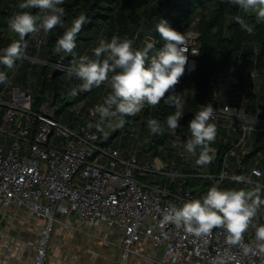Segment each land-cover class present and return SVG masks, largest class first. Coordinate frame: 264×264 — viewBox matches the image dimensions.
Returning <instances> with one entry per match:
<instances>
[{"label": "built area", "instance_id": "2783aa9c", "mask_svg": "<svg viewBox=\"0 0 264 264\" xmlns=\"http://www.w3.org/2000/svg\"><path fill=\"white\" fill-rule=\"evenodd\" d=\"M186 34L189 53L185 72L189 73L196 69L197 55L193 56L191 50L198 46L196 36ZM40 43L38 39L36 48ZM27 52L25 48L19 59L31 57ZM58 65L63 68L56 70L68 73L63 63ZM20 69L4 68L10 79L0 87V206L3 211L25 206L43 219L39 238L30 248L33 264L48 263L47 247L55 226L83 231L85 222L94 228L107 226L110 231L103 235L87 233L100 244L119 248L121 264H128L131 255L155 264H214L221 257L228 264H264V254L256 250L254 230L245 234V243L253 249L245 255L241 249L225 244L226 233L221 229H214L205 244L188 236L183 228L161 225L166 207L198 199L213 184L240 189L250 187L247 181L251 180L264 185V175H252L254 169L264 174V111L259 105L262 88L254 72L250 88L212 103L215 112L210 121L217 125L218 135L210 147L215 154L223 152L222 159L194 168L196 157L181 155V145L191 135L184 113L175 136L165 131L158 153L153 148L154 140L141 138L144 127L140 118L111 129L107 143L108 138L88 124L99 119L98 114L93 115L94 109L110 94V88L103 84L99 87L95 105H89L93 99L89 95L70 106L74 117L82 119L88 111L93 120L70 122L64 120L63 113L56 114L53 97L34 111L36 77L30 69L25 84H16ZM80 83L70 80L69 86ZM188 91L184 89V93ZM185 103L183 96V107ZM225 105L239 111V119L226 118ZM200 106L204 105L198 109ZM144 108L135 116H140ZM235 177L244 179L237 182ZM191 179L198 180L195 186L187 184ZM204 181L211 183L204 186ZM261 195L264 198V189ZM71 215L76 218L69 219ZM258 217L264 224V207ZM113 228L117 241L110 239ZM144 247L149 250L144 251Z\"/></svg>", "mask_w": 264, "mask_h": 264}, {"label": "clouds", "instance_id": "9594fccd", "mask_svg": "<svg viewBox=\"0 0 264 264\" xmlns=\"http://www.w3.org/2000/svg\"><path fill=\"white\" fill-rule=\"evenodd\" d=\"M229 4L238 6L247 15L256 18L257 23H264V0H227ZM64 0H25L20 3V9L37 8L42 15H33L22 11L13 15L7 22L8 29L18 34L20 40L13 41L0 54V65L11 69L15 61L24 54L26 44H21L28 34H36L41 29L49 32L57 26L64 27V8L59 7ZM39 26H37V22ZM236 22L241 28L251 31L245 18L236 16ZM87 23V16L80 14L72 19L70 26L57 39L54 53L72 54L76 48V38ZM156 31L163 40V46L149 57L154 44L146 42L144 47H134V41L127 36L123 38L113 35L110 41L101 39L98 47L93 49V56L82 55L74 59L68 68L69 77L75 76L82 81L68 92V97H75L78 91H91L102 84L111 89L103 103L98 104L93 115L98 114L95 124L89 122L88 127L107 136L106 129L122 128L126 123L124 117L135 116L146 105L156 107L161 100L174 107V114L168 115L164 123L157 119H148L147 127L150 135H163L165 131L175 136L180 127L179 121L183 115V93H176L175 86L180 82L188 63L189 48L187 34L170 27L168 21L159 20ZM193 56L199 55V50H191ZM7 77L0 71V84ZM167 97V98H165ZM214 109L212 104L200 106L194 118L189 122L190 137L181 147L188 156L196 157L195 164L207 167L215 160V150L210 147L218 135L217 125L210 123ZM226 118L236 116L239 111L223 107ZM254 123V121H252ZM197 153L199 155L197 156ZM252 175L260 177L259 170H253ZM237 182L244 178L235 177ZM248 188H221L211 185L207 192L198 199L184 201L179 207L169 205L163 210L161 225L173 224L177 228L207 244L214 229L226 233L225 244L229 248H238L245 255L253 249L245 243V234L254 230L256 250L264 254V224L259 223L258 213L264 207L261 192L264 185L260 182L247 181ZM255 254V253H253ZM214 264H228L226 258H217Z\"/></svg>", "mask_w": 264, "mask_h": 264}, {"label": "trees", "instance_id": "16d2710c", "mask_svg": "<svg viewBox=\"0 0 264 264\" xmlns=\"http://www.w3.org/2000/svg\"><path fill=\"white\" fill-rule=\"evenodd\" d=\"M23 2L25 0H0V49L20 40L18 34L8 29L7 22L13 15L22 11L42 15L37 8L20 9L18 5ZM59 7L64 8L62 18L64 27L57 26L49 32L41 29L43 36L40 38L39 49L36 48L35 34H28L21 41L31 53L28 55L37 57L42 62H34L27 58L17 59L13 67L21 68L19 75L16 76V84H25L30 69L31 74L36 77L33 91L34 111H39L42 103L53 97L54 105H59L56 114L63 113L64 120L70 122L75 120L81 124L93 120L95 117L88 111H85V117L80 119L74 117L69 108L89 95L93 97L89 105H95L99 100L97 95L99 87L86 92L78 91L75 97L70 98L67 95L73 88L69 86L70 80L78 79L56 70L55 65L63 63L70 68L73 60L80 56L92 57L93 49L98 47L99 41L101 39L110 41L113 35L122 38L127 36L134 41V47L141 49L146 42L153 43L154 47L149 52L151 57L164 43L156 31V25L161 19L168 21L170 27L179 32L186 33L190 27L196 32L195 42L200 53L196 56V69L189 73L185 72L175 88L176 93H183L186 98L183 113L187 117L188 125L199 110V105L212 104L218 99L233 97L240 90L250 88L251 81L254 80L252 72L255 73V79L262 88L259 105L264 111V23H257L254 16L245 14L238 6L229 4L227 0H64ZM80 14L87 16V23L76 38L73 53H54L57 39L65 28L70 26L72 19ZM237 15L245 18L251 31L241 28L236 22ZM39 23L38 21L37 26ZM4 68L7 67L0 65V71L7 75ZM2 86L3 83L0 84V87ZM186 88L189 91L184 93ZM175 111L174 107L161 100L156 107L144 108L140 116L124 117L126 121L124 126L131 124L134 119H142L144 129L141 138L147 136L154 140L153 148L158 153L166 134L150 135L147 120L157 119L164 123L166 117ZM110 130L106 129L107 133ZM105 137L108 138L107 143L110 142V135L107 134ZM222 155L223 152L215 154L217 163L222 159ZM194 168L201 167L196 165ZM216 170H219V166ZM197 182L198 180L191 179L187 184L195 186ZM210 183L204 181L202 185Z\"/></svg>", "mask_w": 264, "mask_h": 264}, {"label": "crops", "instance_id": "0c3cea01", "mask_svg": "<svg viewBox=\"0 0 264 264\" xmlns=\"http://www.w3.org/2000/svg\"><path fill=\"white\" fill-rule=\"evenodd\" d=\"M75 218V215L69 217L71 220ZM43 224V219L35 217L25 206H14L4 211L0 206V264H33L34 253L30 248L37 241ZM56 227L48 253L49 264H84L85 257L90 258V264L100 261L101 264H119L122 258L119 248L110 243L100 244L87 233L93 231L103 235L110 231L105 224L94 228L85 222L83 231L60 225ZM76 249L82 251L79 257L74 252ZM133 262L141 264L137 259Z\"/></svg>", "mask_w": 264, "mask_h": 264}, {"label": "rangeland", "instance_id": "374dc122", "mask_svg": "<svg viewBox=\"0 0 264 264\" xmlns=\"http://www.w3.org/2000/svg\"><path fill=\"white\" fill-rule=\"evenodd\" d=\"M186 32H188L189 34H191L192 36H196V32L194 31V29L192 28V27H190V28H188L187 29V31ZM43 31H39V32H37V34H35V40L36 41H38V39H40L43 35ZM0 54H2V51L0 50ZM27 54H31L30 52H27ZM26 58V57H25ZM27 59H30V60H32V61H34V62H42L41 60H39L38 58H36V57H34V56H31V57H27ZM54 68H63V66L62 65H58V64H56L55 65V67ZM6 75V74H5ZM6 77H7V80H6V82L5 83H3V85L4 86H6L7 85V83L9 82V79H10V77L9 76H7L6 75ZM57 108H59V105L57 104L55 107H54V109H57ZM58 118V117H57ZM159 179H161V177H158ZM191 181V180H190ZM56 226H55V229H54V231H53V233H52V235H51V238H50V240H49V244H48V247H47V251H48V253H49V248H50V244H51V241L53 240V237H54V235H55V230H56ZM114 230H115V232L114 233H112V235H111V239L112 240H114V241H117L118 239H119V237H118V235L116 234V228H113ZM38 238H39V236H38ZM38 238H37V240H38ZM149 243V242H148ZM146 250H149V249H147L146 247H144V251H146ZM75 253H76V255L79 257V255L80 254H82L81 252L82 251H80L79 249H76V251H74ZM135 259H137V260H140L141 261V264H155V263H151L150 261H145L143 258H140V257H136V256H134V255H131V257H130V263L131 264H134V262H133V260H135ZM122 260V259H121ZM120 260V261H121ZM129 262H128V264H129ZM47 264H49V263H47ZM81 264H83V263H81ZM84 264H90V258L88 259L87 257H85V263ZM97 264H101V261L100 262H98ZM119 264H121V262H119ZM125 264V263H124Z\"/></svg>", "mask_w": 264, "mask_h": 264}]
</instances>
